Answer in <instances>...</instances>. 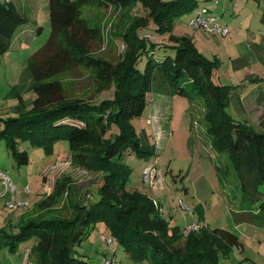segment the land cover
<instances>
[{
  "label": "trees",
  "instance_id": "16d2710c",
  "mask_svg": "<svg viewBox=\"0 0 264 264\" xmlns=\"http://www.w3.org/2000/svg\"><path fill=\"white\" fill-rule=\"evenodd\" d=\"M197 4V0H49L51 32L27 67L34 95L30 110L17 109L19 118L9 120L10 133L1 131L0 138L5 135L19 165L28 163V154L17 151L18 142L40 149L47 158L59 155L66 144L69 152L78 149L74 162L93 167L99 179L84 189L57 183L55 192L69 197V216L43 218L53 197L42 195L33 209L40 211L35 219L20 224L15 234L3 237L0 232V248L22 244L23 255L34 257L36 264H90L75 255L76 248L89 237L92 224L102 221L135 264H224L221 260L229 255L230 246L237 244L235 236L215 230L221 237L215 239L190 232L186 243L194 248H175L152 201L127 188L128 156L156 169L157 149L133 122L152 103L151 93L162 90L206 104L207 136L238 181L240 221L264 216V132L226 112L230 90L216 83L215 63L203 58L193 37L171 34L175 20ZM86 7H132L131 22L115 25L111 33L110 41L123 49L115 65L92 56L90 43L99 42L101 34L82 16ZM201 14L208 15H197ZM40 30L14 4L0 1V54L12 41ZM53 60L62 67L96 70L104 78V88L93 97L64 94L53 100L63 86L61 81H49L51 75L45 73ZM261 81L257 90L264 97ZM104 92L111 93V99L101 97ZM198 243L202 249L194 246Z\"/></svg>",
  "mask_w": 264,
  "mask_h": 264
},
{
  "label": "rangeland",
  "instance_id": "374dc122",
  "mask_svg": "<svg viewBox=\"0 0 264 264\" xmlns=\"http://www.w3.org/2000/svg\"><path fill=\"white\" fill-rule=\"evenodd\" d=\"M3 1L14 4L29 24L41 28L38 34L27 33V39L12 41L9 49L0 54V132L10 133L9 120L20 116L17 109L30 110L34 95L30 91L31 77L27 67L31 57L46 44L51 21L49 0ZM197 1L193 10L175 20L171 34L193 37L203 58L215 63L216 83L230 90L226 112L233 119L264 132V97L257 90L262 84L260 80L264 81V0ZM202 12L213 17L209 31L195 29L189 24L190 19ZM132 15V7L83 9L82 16L88 26L97 28L101 34L99 42L90 43L93 57L112 65L120 60L123 49L119 42L110 41L111 33L115 25H128ZM45 73L51 75L49 81L63 83L61 90L51 96L53 100L64 94L97 96L105 86L103 76L96 70L62 67L54 60ZM100 96L111 99L109 92ZM160 99L164 117L161 114L150 120L151 103L142 117L133 122L136 130L145 131L147 143L154 144L157 149L153 157L157 176L151 185L144 183L142 172L148 161L128 156L125 162L131 173L127 188L152 201L175 248H194L187 247V228H195L191 232L199 234L201 231L215 239L221 237L213 231H224L235 236L237 244L230 246L229 255L221 260L222 263L264 264V216H258L254 222L240 221L238 181L226 165V157L213 148L207 136L206 104L165 90L151 93L153 103ZM21 104L24 107L18 108ZM16 147L17 151L28 154L27 164L17 163L5 135L1 136L0 173L9 178L10 184L7 187L0 178V232L4 231L3 237L15 234L20 224L36 218L40 211L33 209L42 195L47 199L53 197L43 218L68 217L69 197L55 192L57 183L84 189L90 184L96 185L94 182L99 179L93 167L74 162L78 149L69 152L66 144L54 158L45 157L40 149L26 142H18ZM111 239L105 222L93 223L89 237L76 248L75 255L90 264H104L106 260L114 264H135L123 245ZM194 246L202 249L200 243ZM24 259L22 244L16 249L0 248V264H36L34 257L23 262Z\"/></svg>",
  "mask_w": 264,
  "mask_h": 264
},
{
  "label": "built area",
  "instance_id": "2783aa9c",
  "mask_svg": "<svg viewBox=\"0 0 264 264\" xmlns=\"http://www.w3.org/2000/svg\"><path fill=\"white\" fill-rule=\"evenodd\" d=\"M213 17H210L209 15H205V14H201V15H197L194 16L189 24L195 28V29H200L203 28L205 31H209L211 30V27L209 26L210 23H213ZM142 176H143V181L146 184H150L151 182L155 179V177L157 176L156 172H155V168H153L152 166H148L146 167L143 172H142ZM0 178L2 179L3 183L5 185H7V187H9V178L7 176H5L4 174L0 173ZM195 230V228H187L186 232H191ZM114 241V239H111ZM110 240V241H111ZM27 258V254H25V259ZM25 259L23 260V262L25 261ZM26 264V263H23ZM104 264H114L111 260H106Z\"/></svg>",
  "mask_w": 264,
  "mask_h": 264
},
{
  "label": "crops",
  "instance_id": "0c3cea01",
  "mask_svg": "<svg viewBox=\"0 0 264 264\" xmlns=\"http://www.w3.org/2000/svg\"><path fill=\"white\" fill-rule=\"evenodd\" d=\"M163 109H164V107H162L161 99H160L159 102H155L154 101V103H153V101H152L150 120H151L152 117L153 118H154V116H158L159 117L161 114H163L162 117H164V110ZM165 109L167 111V108H165ZM151 124L154 125V121L153 122L151 121Z\"/></svg>",
  "mask_w": 264,
  "mask_h": 264
}]
</instances>
